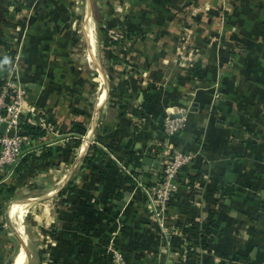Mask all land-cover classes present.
<instances>
[{
  "label": "crops",
  "instance_id": "0c3cea01",
  "mask_svg": "<svg viewBox=\"0 0 264 264\" xmlns=\"http://www.w3.org/2000/svg\"><path fill=\"white\" fill-rule=\"evenodd\" d=\"M2 69L44 129L28 141L64 137L43 145L62 146L55 156L0 172V264H116L114 251L174 264L188 246L197 264H264V0H0ZM180 107L174 143L192 159L157 215L159 117ZM71 121L86 133L61 130ZM92 145L103 153L90 167ZM37 188L54 206L30 236L24 208L37 197L20 196Z\"/></svg>",
  "mask_w": 264,
  "mask_h": 264
},
{
  "label": "built area",
  "instance_id": "2783aa9c",
  "mask_svg": "<svg viewBox=\"0 0 264 264\" xmlns=\"http://www.w3.org/2000/svg\"><path fill=\"white\" fill-rule=\"evenodd\" d=\"M117 39L121 40L122 37L119 36ZM2 80L0 83V124L5 123L6 127L4 132L0 133V172H11L27 153L25 149L27 136L19 134V126L25 120L24 108L27 93L24 87L16 84L9 76ZM177 113L179 116L166 112L161 125V131L167 143L159 147L162 155L161 174L154 185L149 188V194L155 204L153 210L157 215L168 210L173 194L177 191L176 177L192 159L189 153L179 150L174 143V136L181 131L186 122V109L180 107ZM26 122L35 123L29 118H26ZM8 130H13L14 134L9 136ZM113 260L116 264H125L119 252H113Z\"/></svg>",
  "mask_w": 264,
  "mask_h": 264
},
{
  "label": "trees",
  "instance_id": "16d2710c",
  "mask_svg": "<svg viewBox=\"0 0 264 264\" xmlns=\"http://www.w3.org/2000/svg\"><path fill=\"white\" fill-rule=\"evenodd\" d=\"M6 47H7V49L9 48V46H6ZM10 53L12 54L13 51H10ZM117 60H118V58L114 57V61H117ZM200 73H201L200 65L197 62V65L195 66L193 74L196 78H200V75H201ZM147 91H149V90L143 91V103H142L143 107H147V105L151 102V100L154 97L153 92L150 93ZM61 130H65L66 132L71 133V135H77V136H81V135H84L86 133L85 125H84V123H82L80 121H71L69 126L62 124ZM19 134H21L22 136L30 137L31 139L34 140V139H39L40 137L44 136L45 132H44V129H42L40 126L33 125L29 122H26V119H25L19 126ZM71 143H69L70 145H68V146H71V147L74 146L75 147L79 143V139H73ZM251 148H253V147H251ZM41 150L42 151H40V153L38 155L30 153V152L26 153L23 156V158L19 161V163L15 166V169H17L22 163H24L28 159H46L49 157H53L58 152L63 151V147L60 145H54L51 147L43 146ZM90 150L92 153L90 155H86L84 158V163H86L87 166H90L91 162L96 161L100 157V155H102V153H103V151L100 148H98L96 145H92L90 147ZM132 173H136V172L132 170ZM125 181L126 182H133L129 177H125ZM73 189H74L73 182L69 181L67 183V185L60 191V193L61 192L62 193L63 192H71V191H73ZM196 242L197 241H193L194 244ZM192 252L193 251L188 246L186 248V258L182 261L181 264H197V262L192 258ZM206 263L212 264V260L210 258H208L206 260Z\"/></svg>",
  "mask_w": 264,
  "mask_h": 264
},
{
  "label": "rangeland",
  "instance_id": "374dc122",
  "mask_svg": "<svg viewBox=\"0 0 264 264\" xmlns=\"http://www.w3.org/2000/svg\"><path fill=\"white\" fill-rule=\"evenodd\" d=\"M80 1L84 2V0H80ZM96 11L93 9V12L96 13ZM97 20H98V17H97ZM63 137H64L63 135L54 134V135H50L45 140H39V141H37L35 143H31L30 141H27L25 143V149L27 150V152L36 153L37 151L42 149L43 145L47 141H50V142H53V143H57V144L58 143H63L62 142L63 141L62 140ZM50 186L53 187V188L56 187L54 183H52ZM39 190H40L39 188L32 189V190H30L29 193L21 194V196H20V198H21L20 199V204L25 203V202H29L27 200H30L31 198L37 197V199L34 201V203H33V201H31L32 203L30 205H26V207L24 208L26 210L25 211L26 216H24L23 222L25 224L26 231L28 230V232L31 234L30 236L33 235L30 232L31 229H33V227H32L33 226V224H32L33 217L36 218V216H42V212L45 211V209H50V207L54 206V204H52L53 203L54 194L49 196L48 198H45V196L43 197ZM61 209H63V206H61ZM14 226H15V224H14ZM33 236H35V235H33ZM30 248L33 249L34 247L31 246Z\"/></svg>",
  "mask_w": 264,
  "mask_h": 264
},
{
  "label": "water",
  "instance_id": "95a60500",
  "mask_svg": "<svg viewBox=\"0 0 264 264\" xmlns=\"http://www.w3.org/2000/svg\"><path fill=\"white\" fill-rule=\"evenodd\" d=\"M6 74H7V69L0 70V77H4V76H6ZM174 112H176V110ZM174 115L175 116H179L178 113H174ZM165 116H166V112H163L161 114V116L159 117V123H160V125H162L163 118ZM171 116H173V115H171ZM5 127H6V124L5 123L0 124V133L1 134L4 132ZM7 134L9 136H12L14 134V132H13V130H8L7 131ZM142 163L143 164H146V165H153V166H156L157 165V161L156 160H152L151 158L146 157V156L143 157ZM174 264H181V263L177 261V262H174Z\"/></svg>",
  "mask_w": 264,
  "mask_h": 264
}]
</instances>
